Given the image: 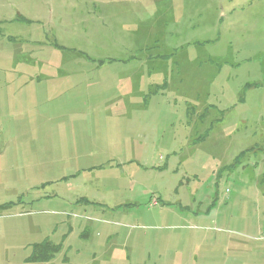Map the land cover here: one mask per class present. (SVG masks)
Listing matches in <instances>:
<instances>
[{
	"label": "rangeland",
	"instance_id": "rangeland-1",
	"mask_svg": "<svg viewBox=\"0 0 264 264\" xmlns=\"http://www.w3.org/2000/svg\"><path fill=\"white\" fill-rule=\"evenodd\" d=\"M0 264H264V0H0Z\"/></svg>",
	"mask_w": 264,
	"mask_h": 264
},
{
	"label": "trees",
	"instance_id": "trees-1",
	"mask_svg": "<svg viewBox=\"0 0 264 264\" xmlns=\"http://www.w3.org/2000/svg\"><path fill=\"white\" fill-rule=\"evenodd\" d=\"M61 248L60 245L48 241L35 245L33 255L26 259L25 263H47L54 258L55 254L60 252Z\"/></svg>",
	"mask_w": 264,
	"mask_h": 264
}]
</instances>
